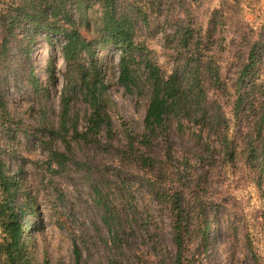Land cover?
Here are the masks:
<instances>
[{
    "label": "rangeland",
    "instance_id": "1",
    "mask_svg": "<svg viewBox=\"0 0 264 264\" xmlns=\"http://www.w3.org/2000/svg\"><path fill=\"white\" fill-rule=\"evenodd\" d=\"M6 1L0 0V9L6 7ZM135 4L148 18V25H136L137 39L167 72L173 69L168 55L177 41L171 44L166 37L172 38L173 32L186 23L216 26V43L225 49L219 56L221 84L232 85L247 49L257 43L252 77L254 90L264 98V0H135ZM25 35L31 33L18 30L6 56L0 58V99L6 102L11 117L22 121L24 127L38 129L45 123L58 130L65 67L59 43L52 39L49 47L44 33L35 32L26 58L21 53L28 44ZM97 57L108 85L106 110L116 131L113 147L102 137L99 143L72 140L69 162L57 169L37 141L40 137L46 140L45 134L38 132L35 137L28 131L8 137L0 128V156L6 163L5 175L18 183L16 201L19 204L25 199L34 204V213L21 218L26 228L27 263L109 264L117 260L120 264H172L175 246L166 204L151 191V175L116 151L124 143L123 122L134 135L142 133L149 94H130L117 84L115 48L108 46ZM231 95L230 90L209 92L210 98L221 101L218 112L228 119L217 124L222 129L227 125L228 135L235 141L233 162L223 161L216 135L209 140L202 136L209 142L208 150L195 148L188 122L183 135L174 126L168 143L162 141L172 149L173 164L179 166L184 159L189 160L186 183L192 189L199 185L196 190L202 191L201 206L209 228H205L202 217H196L189 221L183 238L185 256L194 264H264V179L258 188L253 171L244 165L253 121L233 116L227 100ZM88 113L77 93L70 101V123L84 129ZM51 143L64 151L59 140L54 138ZM157 187L161 189L160 182ZM116 230L120 231L119 239L113 241Z\"/></svg>",
    "mask_w": 264,
    "mask_h": 264
},
{
    "label": "trees",
    "instance_id": "2",
    "mask_svg": "<svg viewBox=\"0 0 264 264\" xmlns=\"http://www.w3.org/2000/svg\"><path fill=\"white\" fill-rule=\"evenodd\" d=\"M5 4L6 7L0 9V58L6 56L7 47L18 30L31 33L25 35L28 44L21 52L29 58L32 34L42 31L49 47L52 39L58 41L65 67L58 130L45 123L38 129L24 127L22 121L11 117L3 99H0V128L8 137L14 133L28 134V131L35 137L38 132L45 134L46 140L40 137L37 141L47 151L49 163L55 164L57 169L69 162L72 140L99 143L102 137L113 147L116 131L106 110L108 85L104 82L105 73L97 53L108 46L115 48L118 51L117 84L130 94L141 95L144 91L149 94L142 133L134 135L123 122L124 143L116 151L121 158L130 159L133 165L151 175V191L166 204L175 246L172 264H194L185 256L183 238L189 221L196 217H202L205 228H209L201 206L202 191L196 190L199 185L192 189L186 183L190 176L189 160L184 159L179 166L173 164L172 149L162 141L168 143L174 126L177 133L183 135L188 122L193 130L189 134L195 148L208 150L209 142H204L202 136L206 135L209 140L216 135L223 161L233 162L237 151L235 141L229 137L227 125L222 129L217 124L219 121L226 123L228 119L218 112L221 101L209 97L211 90H230L233 95L227 100L233 116L237 119L241 115L253 121L244 165L253 171L255 184L261 187L264 179V98L254 90L256 83L252 77L257 62V43L247 49L229 86L230 83L221 84L220 81L219 56L225 49L216 43L214 24L193 27L186 23L173 32L172 38L166 37L171 44L177 41L168 55L173 60V69L167 72L153 60L146 44L137 39L136 25H148V18L135 0H8ZM37 86L34 84L35 89ZM77 93L89 110L82 130L69 120L70 101ZM69 134L70 140H66ZM54 138L61 142L64 151L57 150L51 143ZM5 164L0 156V264H28L23 239L26 228L21 218L25 213H34V204L25 199L18 204V183L14 177L5 175ZM158 182L161 189L157 187ZM119 232L113 233V241L119 239ZM109 264L120 263L111 260Z\"/></svg>",
    "mask_w": 264,
    "mask_h": 264
}]
</instances>
